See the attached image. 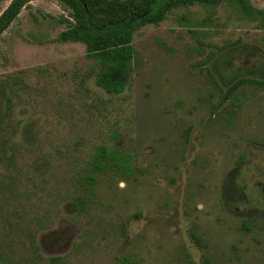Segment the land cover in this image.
I'll return each mask as SVG.
<instances>
[{
	"label": "rangeland",
	"instance_id": "rangeland-1",
	"mask_svg": "<svg viewBox=\"0 0 264 264\" xmlns=\"http://www.w3.org/2000/svg\"><path fill=\"white\" fill-rule=\"evenodd\" d=\"M69 13L34 0L0 37V264H264V18L174 9L109 94Z\"/></svg>",
	"mask_w": 264,
	"mask_h": 264
},
{
	"label": "trees",
	"instance_id": "trees-1",
	"mask_svg": "<svg viewBox=\"0 0 264 264\" xmlns=\"http://www.w3.org/2000/svg\"><path fill=\"white\" fill-rule=\"evenodd\" d=\"M4 0H0V3ZM34 0H12L0 15V37L18 18L21 11ZM70 11L60 22L67 25L58 40L61 43H82L87 56L96 61L100 70L96 83L109 94L126 91L132 77L136 58L133 47L134 34L148 24L158 25L180 7L196 4L216 7L227 1L242 18H264V10L256 9L250 0H57ZM246 79L236 81L225 98L232 96ZM6 82L0 83V113L10 98L6 94ZM103 158L118 159L120 153H109L102 148ZM206 264H212L206 262Z\"/></svg>",
	"mask_w": 264,
	"mask_h": 264
}]
</instances>
